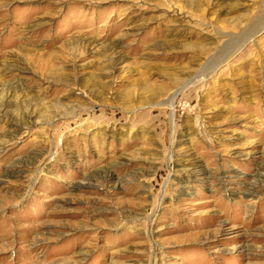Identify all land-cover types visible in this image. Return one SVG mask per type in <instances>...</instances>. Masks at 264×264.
<instances>
[{
  "label": "rangeland",
  "instance_id": "1",
  "mask_svg": "<svg viewBox=\"0 0 264 264\" xmlns=\"http://www.w3.org/2000/svg\"><path fill=\"white\" fill-rule=\"evenodd\" d=\"M0 264H264V0H0Z\"/></svg>",
  "mask_w": 264,
  "mask_h": 264
}]
</instances>
